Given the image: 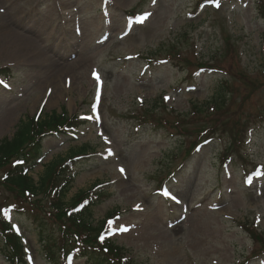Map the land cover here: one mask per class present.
Instances as JSON below:
<instances>
[{
    "label": "rangeland",
    "instance_id": "obj_1",
    "mask_svg": "<svg viewBox=\"0 0 264 264\" xmlns=\"http://www.w3.org/2000/svg\"><path fill=\"white\" fill-rule=\"evenodd\" d=\"M199 1L0 0V34L31 42L28 57H0L8 78L0 86V140L20 120L85 114L70 142L44 139L47 155L28 174L37 181L49 162L87 144L93 154L67 199L104 184L110 197L91 209L90 222L114 214L107 234L128 264H264V246L249 232L264 233V0H219V7L205 0L197 9ZM204 62L224 71L199 68ZM223 79L231 87L225 105L190 116ZM202 116L219 125L194 145L206 135H198L209 124H197ZM21 204L0 185V216L15 225L26 264H86L57 255L52 241L62 245L66 229L44 217L47 202ZM29 208L46 221L51 257ZM3 236L0 264H14Z\"/></svg>",
    "mask_w": 264,
    "mask_h": 264
},
{
    "label": "trees",
    "instance_id": "obj_2",
    "mask_svg": "<svg viewBox=\"0 0 264 264\" xmlns=\"http://www.w3.org/2000/svg\"><path fill=\"white\" fill-rule=\"evenodd\" d=\"M198 66H209L219 68L223 67L214 63H198ZM230 84L228 79L217 82L214 89V95L207 102L195 107L190 111L189 115L194 116L200 109L211 114L216 112L215 107L219 108L225 105L228 94H230ZM258 117V116H257ZM264 120L263 111L260 114ZM199 134H206L202 140L210 139L217 132L216 126L219 125L212 117L202 116L197 120V124L206 123ZM79 121L75 115L68 116L66 113H55L46 116V118H35L19 122L16 131L11 138H3L0 140V169L4 168L5 175L0 180V185L6 187L14 196L19 198L21 205L28 207L42 208L43 202H47L45 207V215L57 222L59 227L69 234L65 236L62 233L61 242L52 241V247L56 248L57 255L63 257L67 252L77 251V257L85 258L87 264H128V260L124 258V248L115 245L110 239L104 237L100 239L105 220H101L96 226L90 222L91 209L98 205L108 196L104 188H100V183H95L86 190H82L75 194L71 199H67V193L73 181L74 175L81 170V163L84 161L82 157L88 155L86 146L71 151L74 159L64 162L52 164L39 177V181L35 182L27 175L30 170L44 155L42 141L48 134H75ZM238 141V140H237ZM199 143V141L197 142ZM195 143L194 145H196ZM27 203V204H26ZM26 204V205H25ZM23 207V206H21ZM33 211V208H29ZM36 218L35 221L39 225L38 239L42 242L47 254L52 256L51 247L47 244L46 236L43 235L44 220ZM0 226L6 229V241L13 245L14 264L24 263V253L20 246L18 236L9 233L10 228L4 221H0ZM254 241H260L264 246V233L256 234L250 231ZM46 243V244H45ZM64 243H66L64 245ZM61 245V246H59ZM59 246V247H58ZM264 249V247H263Z\"/></svg>",
    "mask_w": 264,
    "mask_h": 264
},
{
    "label": "bare ground",
    "instance_id": "obj_3",
    "mask_svg": "<svg viewBox=\"0 0 264 264\" xmlns=\"http://www.w3.org/2000/svg\"><path fill=\"white\" fill-rule=\"evenodd\" d=\"M30 46L31 42L28 41L26 38L24 41H18L17 43L13 44L12 42L9 41L8 37L6 34L3 33V31L0 34V57H3L4 55H9V57L12 56V54H20V59L22 57H28V54L30 52ZM39 48V47H38ZM37 50H41L38 49ZM42 61L45 60V58L42 56ZM17 61V60H15ZM82 66H86L82 62L80 63Z\"/></svg>",
    "mask_w": 264,
    "mask_h": 264
},
{
    "label": "snow or ice",
    "instance_id": "obj_4",
    "mask_svg": "<svg viewBox=\"0 0 264 264\" xmlns=\"http://www.w3.org/2000/svg\"><path fill=\"white\" fill-rule=\"evenodd\" d=\"M206 2L207 3H213V4H215V6H217V7H219V0H206ZM153 3H155V0H153ZM151 15V13H144L142 16H140V17H137L136 18V22L137 23H140V24H142L149 16ZM129 23H131V21H129ZM93 75L94 76H96V78L97 79H99V77L97 76V74L94 72L93 73ZM4 82L3 81H0V84H3ZM167 99V98H166ZM91 118V117H90ZM97 119H98V117H96ZM101 135H102V133H101ZM104 139H105V141L106 142H109L110 143V141H108L107 140V137H104ZM109 154H111V151L109 150ZM119 171L121 172V173H123L124 172V169L123 168H121V169H119ZM164 195H166V196H170L171 197V199H173V200H175L176 199V197L175 196H171V194L170 193H168L167 191L164 193ZM178 202V201H177ZM7 212V210H5V213ZM258 220H259V218H258ZM112 224H113V221H108V226H109V229L111 230V227H112ZM13 228H15V225H13L12 226ZM119 230H122V231H127V229L126 228H123V227H121V229H119ZM100 239L101 240H103L104 239V237H103V235L100 237Z\"/></svg>",
    "mask_w": 264,
    "mask_h": 264
}]
</instances>
